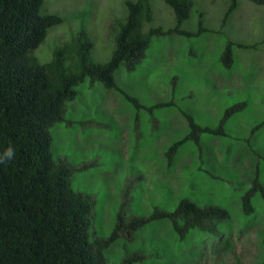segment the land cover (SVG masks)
I'll return each instance as SVG.
<instances>
[{"label": "rangeland", "instance_id": "374dc122", "mask_svg": "<svg viewBox=\"0 0 264 264\" xmlns=\"http://www.w3.org/2000/svg\"><path fill=\"white\" fill-rule=\"evenodd\" d=\"M125 1L43 0L41 12L56 14L63 22L49 31L35 56L40 63L48 62L54 48L77 31L78 19L83 16L93 41L92 60L106 62L113 48L114 25L126 12ZM149 2L153 20L144 29L173 27L174 14L163 0ZM192 2L194 12L181 28L195 31L200 20L207 32L191 38H154L147 58L133 71L121 70L115 77L123 92L137 97L144 105L173 100L174 105L163 110L167 118L158 135L151 139L150 118L137 116L117 91L108 92L101 83L90 87L87 82L76 88L77 97L66 105L64 118L69 124L62 122L53 128L56 151H63L71 163L94 162L93 167L74 172L71 180L74 187L96 196L101 214V220H97L100 236L107 235L112 227L124 185H129L134 197L130 208L144 216L152 211V206L171 208L183 196L221 199L236 214L239 201L235 192L240 188H235L233 181H226L230 178L226 174L234 168V175L240 173L244 178L246 171L252 174L254 164L264 167V129L250 137L251 128L264 117V8L240 0L237 10L225 21L223 12L228 0ZM228 42L250 46L232 47L231 69L220 62ZM239 101H247L248 106L228 120L227 136L208 141L204 138L203 162L194 149L186 148L168 168L166 148L188 130L179 109L192 113L199 124L215 127L224 110ZM88 120H92L91 124L82 123ZM96 123L106 125L98 127ZM140 127L145 134L141 140ZM155 127L159 125L156 123ZM246 136L254 150L246 149L245 154L235 156L233 146L225 140ZM138 143L142 145L138 147ZM202 163L201 168L212 173L207 180L197 174ZM226 186L235 191L228 193ZM257 208L251 220H244L245 229L235 226L231 243L221 244L206 235L203 243L196 240L190 249H180L174 244L169 223L161 221L140 230L128 250L144 253L145 264H261L264 202L260 201ZM235 223L238 224L237 219ZM121 248L124 247L118 243L107 250L109 264H119Z\"/></svg>", "mask_w": 264, "mask_h": 264}, {"label": "trees", "instance_id": "16d2710c", "mask_svg": "<svg viewBox=\"0 0 264 264\" xmlns=\"http://www.w3.org/2000/svg\"><path fill=\"white\" fill-rule=\"evenodd\" d=\"M239 1L228 0L223 20L237 10ZM245 1L264 8V0ZM163 2L174 14L175 24L167 30L161 26L144 29L153 20L149 0L124 2L126 12L114 25L113 48L104 63L92 60L93 41L83 16L71 38L54 48L48 62L40 63L34 52L49 31L62 24L63 18L42 13L43 0H0V155L8 147L15 153L12 159L0 162V264H109L106 252L118 243L124 247L119 264H145L144 253L128 249L138 232L154 223L167 221L175 235L174 244L190 249L196 240L203 243L206 235L221 244L231 243L235 226L245 229L244 220H251L258 212V203L264 202V167L256 163L252 174L246 171L244 178L240 173L234 175V168L226 174H230L226 181H233L235 188H240L235 192L239 201L236 214L221 199L183 196L171 208L152 206V211L144 216L130 208L134 197L129 185H124L112 227L107 235L100 236L97 220H101V214L96 196L74 187L71 180L74 172L91 168L94 162L71 163L63 151L54 149L53 128L68 123L64 118L66 105L77 97L76 88L86 82L90 87L101 83L106 91H117L137 116L150 118L151 139L158 135L167 118L163 110L171 108L173 100L144 105L137 97L123 92L115 77L121 70L131 72L142 63L154 38H191L207 32L200 20L195 31L181 28L194 12L192 0ZM232 47L250 46L228 42L220 58L227 69L234 65ZM247 106V101L233 103L215 127L203 126L192 113L179 109L188 130L166 148L168 168L186 148L194 149L203 162L204 138H225L228 120ZM91 122L82 123L87 126ZM156 123L159 127L154 128ZM103 125L106 124H97ZM263 129L264 117L251 128L250 137ZM139 133L141 140L145 136L141 127ZM248 137H231L225 143L233 146L235 156H241L246 149L254 150ZM141 145L138 143V147ZM261 160L264 162V157ZM202 165L197 174L207 180L212 173ZM225 188L228 193L235 191L230 186ZM262 249L264 264V239Z\"/></svg>", "mask_w": 264, "mask_h": 264}, {"label": "clouds", "instance_id": "9594fccd", "mask_svg": "<svg viewBox=\"0 0 264 264\" xmlns=\"http://www.w3.org/2000/svg\"><path fill=\"white\" fill-rule=\"evenodd\" d=\"M14 154V149L12 147H8L4 150L3 154L0 155V162L12 159Z\"/></svg>", "mask_w": 264, "mask_h": 264}]
</instances>
